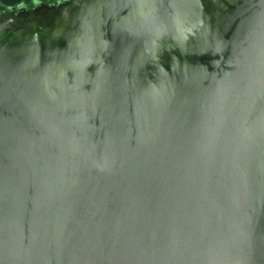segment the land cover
Instances as JSON below:
<instances>
[{
  "label": "water",
  "instance_id": "95a60500",
  "mask_svg": "<svg viewBox=\"0 0 264 264\" xmlns=\"http://www.w3.org/2000/svg\"><path fill=\"white\" fill-rule=\"evenodd\" d=\"M0 264H264V0L0 12Z\"/></svg>",
  "mask_w": 264,
  "mask_h": 264
},
{
  "label": "trees",
  "instance_id": "16d2710c",
  "mask_svg": "<svg viewBox=\"0 0 264 264\" xmlns=\"http://www.w3.org/2000/svg\"><path fill=\"white\" fill-rule=\"evenodd\" d=\"M52 0H0V11H5L15 6H24L30 8L35 3L50 2ZM10 34H8L9 36Z\"/></svg>",
  "mask_w": 264,
  "mask_h": 264
},
{
  "label": "flooded vegetation",
  "instance_id": "af4514ba",
  "mask_svg": "<svg viewBox=\"0 0 264 264\" xmlns=\"http://www.w3.org/2000/svg\"><path fill=\"white\" fill-rule=\"evenodd\" d=\"M67 1H69V0H52V1H50V2H41V3H35L33 6H31L30 8H27V7H24V6H15V7H12V8H9V9H7V10H5V11H14V10H17L18 8H20V7H24V8H26V9H31V8H33L35 5H38V4H46V5H53V6H56V5H58V4H60V3H65V2H67ZM5 11H0V12H5Z\"/></svg>",
  "mask_w": 264,
  "mask_h": 264
}]
</instances>
